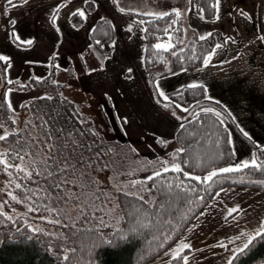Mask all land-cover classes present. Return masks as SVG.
I'll list each match as a JSON object with an SVG mask.
<instances>
[{"label":"rangeland","instance_id":"rangeland-1","mask_svg":"<svg viewBox=\"0 0 264 264\" xmlns=\"http://www.w3.org/2000/svg\"><path fill=\"white\" fill-rule=\"evenodd\" d=\"M213 9L212 17H207L196 0H0V55L6 57L0 60V103L8 109L5 117L20 123L24 106L48 95L47 86L40 88L35 83L49 80L63 85L64 96L98 133L103 149H112L101 160L109 161L110 166L92 173L99 182L97 196L112 202L117 187L128 181L130 168L139 171L138 179H145L156 170L180 164L176 133L181 119L177 117L187 108L182 94L189 84L203 85L195 108L214 109L229 128L232 159L227 166L260 156L264 150V0H213ZM177 11L181 13L183 42L204 35L210 49L216 43L221 48L207 67L202 62L163 76L147 75L142 59L143 17ZM99 21L113 28L108 47L94 34ZM27 40L32 43L21 42ZM156 43L174 44L170 35ZM5 117L0 109L2 136L12 128ZM5 151L0 140V153ZM219 169L195 176L208 181L204 177L213 171L219 174ZM222 189L168 248L146 264H200L193 259L198 255L211 259L213 251L195 250L205 242L193 245V240L206 224L226 213V199L222 198L229 190ZM127 191L140 193L137 188ZM242 197L233 195L230 201L235 204ZM242 213L240 210L236 216ZM224 222L223 216L220 223ZM30 228L57 233L40 222H30ZM250 235L243 231L236 239ZM230 241L219 244L218 249L224 253ZM227 252L230 255L232 249Z\"/></svg>","mask_w":264,"mask_h":264},{"label":"trees","instance_id":"trees-1","mask_svg":"<svg viewBox=\"0 0 264 264\" xmlns=\"http://www.w3.org/2000/svg\"><path fill=\"white\" fill-rule=\"evenodd\" d=\"M196 5L207 17H212L214 14L213 0H196ZM174 13H168L167 16L159 19L157 16L143 17L142 59L147 75L155 73L156 76H163L182 69L197 67L202 63V59L192 58L190 49L195 48L198 55H206L207 50L210 49L208 41L183 42L182 22ZM166 28L167 32L164 31ZM94 34L100 37L99 43L103 44V47H108L114 32L109 23L99 21L94 28ZM169 35L174 47L168 52L155 49V43L164 40ZM172 52H176L178 56L171 55ZM35 85L40 88L47 86L49 93L24 106L25 115L20 123L16 122L17 120L14 123L11 117L10 119L5 117L8 114L5 106L1 109V116L5 117L4 122H8V125L12 127L5 136L6 139L1 140L6 148L9 142H15L18 138L13 133H18L20 138L29 139L34 143L38 150L47 149L48 145L44 143V135L39 128L35 127L38 123L36 119L38 113L55 114L59 112L57 120L61 124H75L77 128L94 132L89 122L81 118L74 103L64 96L63 85L49 80L37 82ZM182 95V103L187 104L189 111L183 113L184 119L180 120L176 133V139L181 148L178 155L181 171L179 173L161 171V177L148 180L147 178L138 179L139 171L129 167L128 181L124 182L123 186L117 187L113 202L110 198L99 195L95 200L96 207L90 210V218L87 221L79 216L78 208L82 206H77L72 201L60 205L66 213L62 217L55 215V212L49 214L44 211L43 205L47 201H39L41 206L35 207L38 203L37 199L30 194L23 199L24 190L16 188L18 183H27L33 188L35 185L24 180L23 173L18 172L16 167H5L4 164H0L2 185L0 213H3L0 215V264H146L174 242L218 190L229 186L264 190V170H257L251 166L230 173L219 172L208 181L202 178L191 180L185 176L186 172L202 176L211 170L227 166L232 159V154L229 144V128L220 117L217 119L213 115H208L201 121L189 122L193 110L195 113L201 112V109L195 108V103L202 95V87L185 89ZM46 97H51V99ZM167 108L172 111V107ZM44 119L47 117L45 116ZM194 129L199 131H194ZM93 140H95L93 149L102 152L105 144L100 136L87 134L86 131V142L91 143ZM259 157L264 160V150L260 151ZM104 158L105 156L101 160ZM28 159H31L30 154ZM13 163L20 168L24 167L18 160ZM189 165L199 166L193 169ZM165 179L175 181L179 185L167 199L171 207L165 210L166 205L157 208L155 203L135 199L136 195H143L147 201L165 199L157 192V188ZM139 181L143 183H136V186L132 187L134 182ZM132 188L139 189L140 193L126 196L124 193ZM70 191H79V189L72 188ZM13 196L17 199L13 200ZM132 206H142L149 212L155 213V216L145 221L148 224L147 229L138 228L129 233V229L135 223L127 215L128 208ZM5 217L11 219H5ZM32 221L47 224L57 233L52 235L40 231L35 232L30 228ZM69 224L72 225L71 229ZM259 233H264V219ZM121 234L126 238L121 239ZM69 236L72 238L69 239ZM110 239L114 240L111 245L108 244ZM101 240L104 241L103 244ZM65 256L69 259L64 260ZM179 258L180 256L176 260ZM230 261L232 264L264 263V235L257 236L248 249L242 253H236Z\"/></svg>","mask_w":264,"mask_h":264},{"label":"snow or ice","instance_id":"snow-or-ice-1","mask_svg":"<svg viewBox=\"0 0 264 264\" xmlns=\"http://www.w3.org/2000/svg\"><path fill=\"white\" fill-rule=\"evenodd\" d=\"M12 0H9L11 3ZM80 15L83 16L84 12H80ZM168 13H163L157 15V19L162 18L163 16H167ZM174 15L179 17L181 15L180 12H175ZM165 32L168 29H164ZM209 36L211 33L208 34ZM19 40L20 38L17 37ZM207 37L201 35L199 37L200 41H205ZM22 43L31 44V40L21 41ZM155 49L162 50L164 52H168L170 48L174 47L173 44L167 43H156L154 45ZM221 48L220 43H216L214 49H208V55H198L196 53L195 48L190 49V56L192 58H200L202 59L203 65L205 67L208 66L209 61L212 56L215 55L216 50ZM171 55L178 56L176 52H172ZM6 57L0 55V60H5ZM188 88H197L203 87V85L197 84H189ZM159 95L164 97L165 100H168V97L164 92H159ZM47 99H51V97H46ZM167 106V105H166ZM4 107L3 103H0V109ZM176 107H180V105H176ZM196 107H200L197 105ZM182 111L188 112V108H183ZM59 112L52 113H38L37 121L38 123L35 127L39 128L41 133L44 135V143L48 145L46 150H38L34 143L30 142L29 139L20 138L18 133H13V135H17V139L15 142H9L7 144L6 151L4 153H0V164H4L5 167L11 166L16 167L18 172L23 173V179L29 181L31 184L35 185V188L29 187V184H17V189H23L25 195L23 199H26L30 194L34 196L38 203L35 207L39 208L41 205L39 201H47L43 205L44 211L52 214L55 212L57 216L66 215L63 207L60 205L67 203L68 201L74 202L77 206H82L78 208L79 216L82 220H89V212L92 208L96 207L95 200L98 198L96 195V189L99 187V182L95 180L92 173L95 171H100L108 168L110 166L109 161H104L101 163V159L103 156L108 155L109 152L112 151L111 148H106L102 152L95 151L93 149V144H95V140L91 143L86 142V131L87 134H91L93 136H98V133L91 132L90 130H85L82 128H77L75 124L64 123L61 124L57 117L59 116ZM213 115L217 119L220 117V113L216 112L214 109L210 107H201L200 113H195L193 110V115L190 118L189 122L193 121H201L203 117ZM47 119H44V117ZM63 119V118H61ZM177 119H184L183 117H177ZM83 123V121H81ZM222 123V121H221ZM3 123H0V127H3ZM183 128L184 125L182 124ZM194 131H199L198 129H194ZM192 133H190L191 135ZM6 137L0 135V140H5ZM52 141V143H49ZM219 145L217 144V147ZM264 147V146H262ZM29 154L31 155V159H28ZM174 156L176 154H173ZM6 158V159H5ZM19 161L24 165L23 168H20L18 165L13 163V161ZM207 161V157L205 158ZM199 166V165H195ZM194 165H189V167H195ZM257 168V170H264V160H261L259 155H254V158L251 160H246L241 164H236L227 167H221L219 169L222 173H230L234 171H239L241 168L247 169L249 167ZM226 169V171H225ZM169 171L179 173L181 171L180 164L177 163L169 169V167H164L163 172L167 173ZM124 174V173H121ZM217 173L213 171L210 175L204 177L205 180H212ZM162 172L160 170H156L152 176H149L148 180H154L157 177H161ZM185 176L191 180H198L200 177L191 175L189 173H185ZM136 183H143L142 181L134 182L132 187L136 186ZM179 185L175 181H167L163 180L162 184L157 188V192H159L161 197L165 199H161L158 201H147L143 195H136L135 199L139 201H145L146 203H155L157 208H160L161 205H166L167 207H171L170 203H167V199L170 198L171 194L175 189H177ZM72 188H78L79 191H70ZM183 191V189H181ZM126 196H132L133 193L125 192ZM13 200H16L17 197L13 196ZM177 199H179V195H177ZM175 202V201H173ZM128 207V206H126ZM32 209H30L31 211ZM3 215V213H0ZM127 215L131 220H134L135 223L132 224L129 229V233H132L134 230L138 228H148V224L145 223L147 219L152 216H155V213L149 212L142 206H132L128 208ZM5 219H11L10 217H5ZM103 223V220H101ZM72 225L69 224V228L71 229ZM35 234V233H34ZM264 235V233H257V236ZM257 236H253L249 238L245 244L237 249L238 252H244L252 242L257 238ZM31 238V237H28ZM72 237L69 236V239ZM79 238V237H77ZM121 239L126 237L121 234ZM114 240H108V244L111 245ZM104 241L101 240V244ZM95 247V245L93 246ZM185 248L188 247L187 244L184 245ZM69 257L65 256L64 260H68ZM228 264H232V261H228Z\"/></svg>","mask_w":264,"mask_h":264},{"label":"crops","instance_id":"crops-1","mask_svg":"<svg viewBox=\"0 0 264 264\" xmlns=\"http://www.w3.org/2000/svg\"><path fill=\"white\" fill-rule=\"evenodd\" d=\"M225 188L226 190H229L228 195L222 198L226 199L227 203V207L225 210L226 213H224L223 215L225 222L221 224L220 220L223 216L220 218H218L217 216L208 224H206L204 230L202 231V234L199 235L198 233L193 240V245H199L205 242L203 246H197L195 250L200 252L213 251L211 259H207L206 256L200 255L193 258L195 262H198L200 264H213L214 261L215 264H226L231 256L237 251V249L241 248L249 238L256 236L257 233L261 230L262 222L264 219V190L238 186L224 187V189ZM220 191H218V193ZM233 195H243V197L237 199L234 204L230 201V199H233ZM240 210L243 213L239 217H237L236 215L239 214ZM233 214H235V219L231 223H228V218L232 217ZM243 231H248V234L252 235L245 239H236V237L241 236V233ZM203 235L205 236V238L203 237ZM230 238V245L225 246L227 247V251L229 249H232V253L229 255L227 251H225L224 253L221 252L218 247H220L219 244L222 243L225 245V242Z\"/></svg>","mask_w":264,"mask_h":264}]
</instances>
